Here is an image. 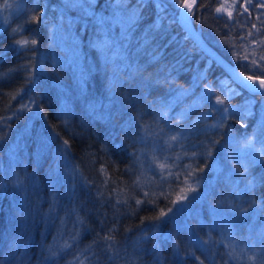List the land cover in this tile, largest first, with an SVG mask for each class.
<instances>
[{
    "label": "trees",
    "instance_id": "trees-1",
    "mask_svg": "<svg viewBox=\"0 0 264 264\" xmlns=\"http://www.w3.org/2000/svg\"><path fill=\"white\" fill-rule=\"evenodd\" d=\"M104 1L98 0L93 17L84 24L61 15L60 21L75 37L82 32L78 65L80 71L91 73L71 92L58 88L63 76L50 78L54 72L48 76V68L41 66L48 39L38 12L46 9L52 24L58 23L53 0L24 2L0 32V264H231L211 245L214 234L207 232V238L189 217L186 230L179 205L195 184L207 183L227 131L232 128L239 138L249 132L235 120L213 130L201 127L200 133L187 130L193 141L179 152L192 159L184 172L164 163L161 149L150 147L149 125L162 121L170 98L198 80L195 93L208 83L227 85L234 94L227 103L234 107L264 96L249 95L236 85L180 28L179 11L155 0H111L138 17L120 34H111L110 45L121 48L115 53L127 59L123 68L128 69L119 71V81L109 82L93 65L96 51L89 47L98 29L92 18L101 9L108 13ZM261 7L248 0H201L192 13L205 39L233 66L256 77H264L263 51L256 53L258 71L246 70L238 60L241 56L233 58L229 52L240 43L255 42V31L264 36V26L256 23L264 17ZM224 12L229 18L222 17ZM214 40L228 48L216 46ZM101 63L100 59L95 65ZM79 66L69 65L67 73ZM27 106L32 108L29 115ZM243 123L255 131L256 116ZM40 127L47 129L37 132ZM17 145L26 147L24 193L7 171L8 155ZM155 155L162 160L159 165ZM56 165L59 181L52 174ZM255 169L264 176V163ZM33 174L36 185L29 183ZM253 191L264 211V177ZM206 213L203 210V218ZM238 225H233V242L241 246L249 239L238 234Z\"/></svg>",
    "mask_w": 264,
    "mask_h": 264
},
{
    "label": "rangeland",
    "instance_id": "rangeland-1",
    "mask_svg": "<svg viewBox=\"0 0 264 264\" xmlns=\"http://www.w3.org/2000/svg\"><path fill=\"white\" fill-rule=\"evenodd\" d=\"M26 1L28 0H0V32L12 18L18 15ZM155 1L161 4H171L172 7L179 12L184 2V0ZM107 2L104 1L102 5H108V13H103L101 9L99 14L92 18L93 24L96 25L98 29L97 36L93 39V44H89V47L94 48L98 54L96 63H99L100 59L101 62L104 63L109 62L108 59H112L114 55L116 57H118L117 55L120 56V54H116L115 51H121V48L118 46L111 47L110 45L112 42L110 38L112 36L111 34H120L133 24L138 17L135 11L129 10L118 1L113 3L111 0H107ZM97 3L98 0H53V5L56 7L54 15H57V21H59L54 24L48 19V11L46 9H39V18L40 21L43 22L42 24H44L42 27L44 28V32L47 33L48 39V43L44 45V52L41 54L40 60L42 63L46 62L51 66L50 70L52 73L54 72V75L49 76L47 74L50 78L63 76L60 83H58V88L61 87L64 90L65 88H71L68 84L67 87L65 83L70 81L72 71L76 72L77 70L75 67L72 69L70 68V71H68L69 73H67V70L69 65L82 64L80 58L83 49V44L80 41L83 35L81 34L82 32L78 31L80 32L79 35L75 37L74 31L72 32L70 29H67L65 24L60 21L61 15L69 20L84 24L87 19L93 17L92 10L96 7ZM157 8L160 13L159 19L163 21L164 18L161 14V6L159 5ZM192 13L190 17L194 25ZM222 15L224 19L229 18L225 12ZM256 23L260 26H264L262 18ZM225 25H227V23H225ZM195 29L205 39L204 35L196 27ZM235 30L237 33L238 28ZM259 35L260 34L255 31L253 34L254 38H252L255 42L240 43L229 52L233 58L241 56L238 60L244 63L242 67L248 71H256L258 69V65H256L258 56L256 53L258 51L264 52V36ZM208 36L210 37L211 34ZM116 40H118V36L117 38L115 37L114 41ZM205 41L214 48L206 39ZM212 43H215L218 47L228 48L227 43L222 45L217 42V40H214ZM109 50L112 51L110 54ZM58 55H62L63 62L59 60L61 56ZM92 59L95 60L93 56ZM131 59L130 64L133 62V58ZM102 63L100 64L101 66L104 65ZM42 65L43 64H41V66ZM80 69L81 66H79V71L76 73L80 72V74H82ZM126 69L122 67L121 70H116L122 72ZM237 69L241 71L239 68ZM85 73L88 74L89 71L86 70ZM105 75L110 78V75ZM202 78L204 77L202 76L200 79ZM199 83L198 80L192 88L183 89L174 98H170L162 121L149 125L150 135L148 138L151 143L150 147L161 149L164 163L166 161L168 164L171 163L174 164V166H180V171L185 172L189 167L186 162L192 159V157L185 156V154L179 152V150H183L186 143L193 141V139L187 136V130L194 131V129H198V133H200L202 132L200 131L201 127H205L207 130H213L222 127L227 121L235 120L242 126L241 128L244 129L245 132H249L244 135L245 137L239 138L232 128L227 131L223 148L219 152L216 162L209 170L207 183H203V186H201V183H197L193 188L194 191L190 190L187 195H182L179 207H182V211L180 212L184 213L182 220L184 226H186V230L187 228L190 229L187 220L189 217L193 219V223L196 225L197 230L205 234L207 238H209L208 233L214 234L216 241L211 245H215L219 248L218 250L222 253L220 257L225 254L227 256L226 259L229 261L231 260V264H264V211L261 207L260 199L255 197L253 193V190L258 187L261 178L264 177L262 173H259L258 170L255 169L257 165L264 163V99H261L259 102L250 100L245 105L234 107L227 103L234 94L227 89L228 86L226 84L227 88L224 86L219 87L216 83H208L195 93L194 90ZM73 89H75V87H72V90ZM231 91L233 90L231 89ZM186 97H188V100L185 99ZM217 100H223V103H217ZM61 103H64V101L62 100ZM61 103L60 106L63 105ZM254 108H256V113L254 112ZM27 109L25 115H29V111L32 108L27 106ZM225 109L226 111H224ZM254 115L256 116V126H254L256 129L250 132L249 129L251 130V125L243 123V121L246 117H253ZM33 118L32 116L31 119ZM200 123H202L201 125L203 126H199ZM42 129L46 130L47 128L40 127L37 132H41ZM24 134L27 135L25 138H28L29 132L26 129ZM41 134L42 133L38 135L37 139ZM196 134L197 132L194 136L195 139L198 137ZM173 137H175V139H173ZM249 141H251L250 144ZM25 150L26 147L23 145H17L11 149L7 159V171L12 180L20 184L22 193L25 192L27 185L25 182L26 175L24 174L26 173ZM154 159L157 165H159L161 158L156 157ZM59 168L60 167L56 165L52 172L55 181H59ZM184 172L181 173L183 174ZM29 179L30 185H33L34 182L35 185L38 184L35 174L31 175ZM203 210L207 212L204 218L202 216ZM235 223H238V227L242 230V232H238V234L241 236L245 235L246 239H249L246 242L247 244L244 242L243 245L237 246L233 242L236 236V227H233ZM226 259L225 261H227Z\"/></svg>",
    "mask_w": 264,
    "mask_h": 264
},
{
    "label": "water",
    "instance_id": "water-1",
    "mask_svg": "<svg viewBox=\"0 0 264 264\" xmlns=\"http://www.w3.org/2000/svg\"><path fill=\"white\" fill-rule=\"evenodd\" d=\"M199 1L200 0L184 1L178 18V24L180 28L196 44L199 50L208 58H210L218 67H220L236 85L248 92L249 95L264 96L261 94L264 93V86H261L259 83L261 80H264V78L251 76L252 79H248L250 75L241 73L233 65L222 59L213 49H211V47L202 39V37L195 32L189 21V15ZM262 2L264 3L263 0ZM185 4L188 7H184ZM253 88H259V91L254 92L252 91Z\"/></svg>",
    "mask_w": 264,
    "mask_h": 264
},
{
    "label": "bare ground",
    "instance_id": "bare-ground-1",
    "mask_svg": "<svg viewBox=\"0 0 264 264\" xmlns=\"http://www.w3.org/2000/svg\"><path fill=\"white\" fill-rule=\"evenodd\" d=\"M185 1V0H184ZM201 1V0H200ZM200 1L198 2V4L200 3ZM184 3V2H183ZM198 4L193 8V10L198 6ZM182 7V6H181ZM193 10L191 11V13L193 12ZM191 13H190V15H189V21H190V23H191V25H192V27H193V29L195 30V32L196 33H198L200 36H201V34L195 29V27H194V25H193V23H192V21H191ZM179 15H180V12H179ZM188 37V36H187ZM202 37V36H201ZM189 38V37H188ZM202 39L205 41V39L202 37ZM206 42V41H205ZM207 43V42H206ZM208 44V43H207ZM209 45V44H208ZM210 46V45H209ZM211 47V46H210ZM211 49H213L222 59H224L226 62H228L224 57H222L214 48H212L211 47ZM112 56V55H111ZM98 57V54H97V52H96V55H95V57H94V59L95 60H93V63L95 62L96 63V58ZM108 61H110L109 62V64H110V67L109 68H107L108 67V62H104V63H102V64H104L103 66H101V65H95V63L93 64L94 66H95V68L100 72H105V74H110V78L108 79V81L110 82V81H112V82H116V81H119L117 78H115L116 76L117 77H122L121 75H120V72L119 71H117L116 69H120L121 67H123L124 65H126V61H127V59L125 58V57H122V56H118V57H116L115 55L114 56H112V59H108ZM229 63V62H228ZM41 64H43L42 65V67H44V69L45 68H48V75H50V67H49V65H47V64H45V63H42L41 62ZM97 64V63H96ZM231 64V63H230ZM232 65V64H231ZM77 66H79V65H77ZM114 67V68H113ZM41 68V67H40ZM237 69V68H236ZM79 70V69H78ZM77 70V71H78ZM238 70V69H237ZM40 71H42V70H40ZM45 71V70H44ZM76 71V72H77ZM239 71V70H238ZM75 72V73H76ZM82 72V71H81ZM241 72V71H240ZM43 73V75L46 73H44V72H42ZM242 73V72H241ZM77 75H71V77H70V81H69V83H68V85L70 86V87H75V86H77V83H78V81L79 82H82V80H83V78L85 79V76L87 77V78H90L89 76L91 75V73H85V71L84 72H82V74H80V72H78V73H76ZM244 74H246V73H244ZM131 75V74H130ZM248 75V74H247ZM133 76V75H132ZM254 77H256V76H254ZM262 78V77H261ZM119 79H121V78H119ZM86 81V80H85ZM84 82V81H83ZM66 83V84H67ZM79 84V83H78ZM68 87V86H67ZM66 89V91H73L72 90V88H70V89H68V88H65ZM75 89H77V88H75ZM69 93V92H68ZM61 98V97H60ZM60 100H62V99H60ZM52 154H55V153H52ZM53 158H50V160H52ZM49 160V159H48ZM52 163V162H51ZM52 165V164H51ZM21 197H26V196H21ZM26 199V198H25ZM29 199V198H28Z\"/></svg>",
    "mask_w": 264,
    "mask_h": 264
},
{
    "label": "snow or ice",
    "instance_id": "snow-or-ice-1",
    "mask_svg": "<svg viewBox=\"0 0 264 264\" xmlns=\"http://www.w3.org/2000/svg\"><path fill=\"white\" fill-rule=\"evenodd\" d=\"M184 7H188V6L185 4ZM229 15H231V13H229ZM33 19H36V18L34 17ZM18 43H20L21 45H24L27 42L26 41H18ZM33 43H35V41H33ZM248 79H252V77L249 76ZM259 83H260L261 86H264V80H261ZM252 91L257 92V91H259V88H253ZM261 94L264 95V93H261ZM217 103H221L222 104L223 100H217ZM224 111H226V109ZM173 139H175V137H173ZM250 143H251V141H249V144ZM210 154L211 153L209 152V155ZM190 190L194 191V189H190ZM164 215H166V213L162 212L161 216H164ZM201 264H203V262H201Z\"/></svg>",
    "mask_w": 264,
    "mask_h": 264
},
{
    "label": "flooded vegetation",
    "instance_id": "flooded-vegetation-1",
    "mask_svg": "<svg viewBox=\"0 0 264 264\" xmlns=\"http://www.w3.org/2000/svg\"><path fill=\"white\" fill-rule=\"evenodd\" d=\"M251 3H255V4H259L261 5V9H259V11L261 13H263V10H264V3L262 2V0H249ZM260 14V13H259ZM263 17V16H262ZM262 21H264V17L262 18Z\"/></svg>",
    "mask_w": 264,
    "mask_h": 264
}]
</instances>
